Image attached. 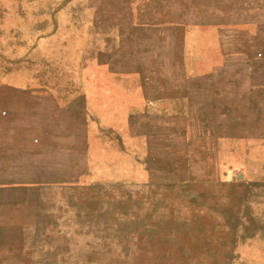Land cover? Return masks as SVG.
Masks as SVG:
<instances>
[{"label": "rangeland", "instance_id": "rangeland-1", "mask_svg": "<svg viewBox=\"0 0 264 264\" xmlns=\"http://www.w3.org/2000/svg\"><path fill=\"white\" fill-rule=\"evenodd\" d=\"M31 80L96 114L0 121V264H264V0H0Z\"/></svg>", "mask_w": 264, "mask_h": 264}, {"label": "crops", "instance_id": "crops-1", "mask_svg": "<svg viewBox=\"0 0 264 264\" xmlns=\"http://www.w3.org/2000/svg\"><path fill=\"white\" fill-rule=\"evenodd\" d=\"M189 56L191 58L193 55ZM70 87L69 83L54 81L0 82V121L15 115L26 117L38 114L46 117L57 115L69 120L76 118L78 114L86 117L96 114L91 108V103H87V99L78 92L81 84H76L72 89ZM77 102L82 103L80 108L76 106ZM82 127L88 129L89 120L83 118ZM14 135L16 133L10 130L9 136ZM0 137H3L1 131ZM2 144L0 142V147Z\"/></svg>", "mask_w": 264, "mask_h": 264}]
</instances>
